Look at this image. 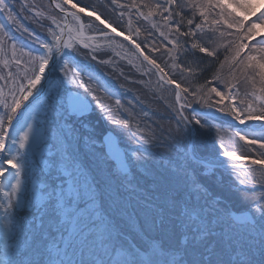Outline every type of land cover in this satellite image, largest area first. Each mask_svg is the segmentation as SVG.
<instances>
[{
  "label": "rangeland",
  "instance_id": "rangeland-1",
  "mask_svg": "<svg viewBox=\"0 0 264 264\" xmlns=\"http://www.w3.org/2000/svg\"><path fill=\"white\" fill-rule=\"evenodd\" d=\"M112 1L114 3L115 0H112ZM263 1L264 0H237V2L239 4L246 3L247 5H254L255 7L253 8V10L258 9L260 7V5L263 3ZM97 2H99V5H97L95 3V7L100 12L106 13L107 15L111 14L113 16L112 13L105 12L103 9H101V7L105 6V3H104L105 1L103 2V0H97ZM205 3L210 4L209 7H213V5H214L213 0H206ZM221 7H224V2H222L221 5L219 6V8H221ZM126 12L122 13V14H126ZM213 13H214L213 14V17H214L213 20L215 22L214 25L217 26V29H215L213 31V35L216 36V40H214L215 44L218 46V38L222 37L221 45L222 46L227 45V48L229 49V53L234 55L233 57L237 56L240 52V49L243 47V44H244L243 40L241 39V36H242V32L240 31L241 22H240V24L231 22L230 20H234V19H230L228 16H226L224 14V12H221V11H219V12L217 11L216 13L215 12H213ZM135 14L136 15L132 16L131 18L135 19L138 17L140 19V22H141V27L145 26L144 22H146V21H144L143 18H145L146 16L144 14H141V13H135ZM113 19L115 21H117L115 16H113ZM146 24H147V22H146ZM146 26L152 28L149 25H146ZM222 26H223V28H222ZM152 29H154V28H152ZM251 29H252V31H251ZM251 29H247L246 31H249L251 33V35L254 33L257 34L256 29L254 27H252ZM160 30L165 32V33H167V31H168L165 28V26L162 27ZM208 31L209 32L211 31V27L204 28L203 29V35L207 34ZM62 34H64V28L63 27H62ZM137 38H138L139 43L142 45V47H145L143 44V41L145 39L142 37L141 33ZM165 38H167V35L165 36ZM71 39H72V37L70 36V32H67V34L64 36V42L66 41V43L68 45H70L68 40H71ZM91 42L96 45V41H91ZM214 42H212V44L215 46ZM0 43H1V45L3 44L6 48H8L9 51L10 50L14 51V52L13 51L12 52H13V58L15 59V61H14L15 64H19V63L30 64L33 62L28 58V56H25V55H21V56L16 57V51L15 50L18 49V46L14 45V43H11V38L9 36H7L6 39L1 37ZM247 43H249V41L246 40V44ZM88 45L93 46L90 43H88ZM177 53L180 54L181 50H178ZM242 53H243L242 56H244V57L248 56L249 55L248 48ZM165 56H167L168 58L164 57L163 60H161L159 55H155L154 58L160 62L159 65L161 66L162 70H167L170 72V75H168V77H171L170 79H176V75H178L179 80L182 77H186L185 79L189 78L190 82H191L193 75H187V72L185 70H183L181 68V66H177V64L174 61L170 60L173 57L172 55L166 54ZM258 57L259 56H257V58ZM9 62H10V60L7 56L3 57V59L0 61V63H3L5 65H9ZM255 63H256V60L253 59V64H255ZM253 64H251L249 60L245 61L244 67L246 69V75H247L246 78L241 79V77H239L237 74L233 75L236 78H240L241 81L235 82V85L228 88L229 90L225 89L223 91H220L219 87L216 83V84H208L205 89H202L200 87H194L193 92L195 95L199 96L198 100H201L205 96V94L206 95L207 94L215 95V96L221 97L227 91H229V93H231L232 90L235 89V91H237L238 93L234 94V96L239 97L241 95L240 100L242 102V107L239 111L237 110L238 108L234 107V105H232V103H231V100L234 99L233 95H231L232 98L230 97L227 99H223L221 102L227 104L229 110L234 109V110L238 111L242 119H245V120L250 121V122H254L255 118L261 116L259 111L256 109V106L259 105V103L256 101L253 102L252 100H249V98H247V96H246V93L248 91L253 90V89H257V87L260 84H264V68L263 67H257ZM4 67H5V73H6L8 71V67L7 66H4ZM32 67H33V64L31 66L30 65L25 66V68L27 70L23 69V72L30 71V68H32ZM44 67L45 66L43 65L41 71L44 69ZM46 67H48V65ZM19 69L20 68H18V71H17L18 75H20V73H21L19 71ZM192 69L196 71V69L194 67H192ZM229 74L232 76V74H234V72L231 71V72H229ZM44 76L45 75H43V72H41L40 74L36 73L32 77H28V79L25 83L22 81V84L20 87L17 86L14 89L13 85H11L10 89L12 92H9V93H6L0 89V101L5 103V105H6L5 107L9 110V112L12 111V109L19 104V102L21 101V98L25 95V94L21 93V91L27 89L28 94H29L30 92H32V89L35 88V90H36L38 82L41 81L42 79H44ZM143 76H144L143 78L145 81H148V80L150 81V83H149L151 86L150 89L154 90L156 93H158L161 96V98L163 99V101L167 102L168 104L176 101L175 97H174L175 92H174L173 88L167 87L163 83H161L159 81V79L157 78V76L152 71L149 70V73L148 74L146 73ZM149 84L147 85L148 88H149ZM27 86H31V87H27ZM105 89H107V88H105ZM185 90L187 91V88H185ZM257 92L258 93H264V85H263V88ZM26 98L28 99V98H32V97L27 96ZM21 105H19L18 107L21 108ZM220 109L222 110L223 108H220ZM15 110L16 109L14 108L13 112ZM144 111L152 112V109L144 107ZM262 123H264V122H261V124ZM12 131L13 130H10L8 132L12 133ZM5 137L6 138L4 139V142H9L11 145L14 143L20 147L22 145H25L28 149V154H29V152L30 153L33 152V153H38L40 155H43V154H46V152H47V151H45V148L47 147L45 134L43 133V131H38L34 127L28 128V126H25L23 129L19 130L18 133H13L11 138L9 137V135H6ZM260 150L261 151L264 150V145L260 144ZM75 155H77L76 151H75ZM17 175L19 176V170L18 169H17ZM21 188L22 187L17 189V191L20 194H14L15 199L17 197L20 200L19 196L21 195V191H22ZM69 194H70V191H67L66 193H64V191L60 192L59 199L57 202L58 204H60V206L58 204H56V206L58 205V208L61 207L62 212H63V216H66L69 212V209H70V206L68 205V199L70 198ZM21 197L23 198L22 199V206L23 207L33 205L35 203H38L41 200V198L37 197V195H31V194H26L25 197L21 195ZM55 198L56 197L53 195H51V197H50L51 201L55 200ZM46 202H48V200ZM195 202L200 204V207H198L200 209L202 206L201 199L196 198ZM175 224H176V222H175ZM111 225L113 227H115L114 224H111ZM118 231H119V229H118ZM8 238H10V236ZM2 245L3 244H0V246H1L0 247V253L2 254V258L12 257L14 255V252L11 248V244L8 243L4 247ZM244 259L245 260L241 259L242 264H257V257H254L252 255L245 257Z\"/></svg>",
  "mask_w": 264,
  "mask_h": 264
}]
</instances>
